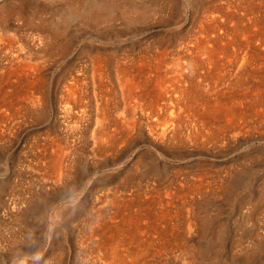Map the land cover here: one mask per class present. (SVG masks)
<instances>
[{
    "label": "rangeland",
    "instance_id": "rangeland-1",
    "mask_svg": "<svg viewBox=\"0 0 264 264\" xmlns=\"http://www.w3.org/2000/svg\"><path fill=\"white\" fill-rule=\"evenodd\" d=\"M223 2L264 35V0H0V264H264V47L182 45Z\"/></svg>",
    "mask_w": 264,
    "mask_h": 264
},
{
    "label": "bare ground",
    "instance_id": "bare-ground-1",
    "mask_svg": "<svg viewBox=\"0 0 264 264\" xmlns=\"http://www.w3.org/2000/svg\"><path fill=\"white\" fill-rule=\"evenodd\" d=\"M83 1V0H82ZM116 1V0H115ZM124 1H126V0H124ZM238 1V0H237ZM76 2V1H75ZM119 2H120V0H119ZM227 2V1H226ZM241 2V1H240ZM92 3V2H91ZM114 3V2H113ZM112 2H110V1H105V2H103V5H95V6H93V8H91L90 9V11H87L85 14H83V12H82V14H83V18L84 19H89L88 21H90V20H93V22L94 21H111V19H113L112 17H113V15H115L114 14V11H113V9H114V5L115 4H113ZM247 3V2H246ZM249 3V2H248ZM81 4V3H80ZM122 4V3H121ZM136 4V3H135ZM144 4V3H143ZM242 4V3H241ZM137 5V4H136ZM136 5H132V4H128V5H124L123 7H122V14L124 15V16H126V17H135V15L137 16V19H138V17H141L142 18V16L145 14V11H142L141 10V8H139L138 6H136ZM240 5V4H239ZM251 5H253L252 3H251ZM16 6V5H15ZM114 6V7H113ZM234 6H235V4L233 5L232 3H229V4H227V7L226 6H224V2L223 3H219V4H214L213 5V7H212V9H210V8H206V7H203L204 9H203V11H204V13L205 12H208L207 10H210L209 11V13H206V14H204V15H202V14H200L201 15V17H200V23H199V27H198V30H197V32L194 34V35H192L191 36V38L189 39V41L186 43V44H182L183 46H185V49H191V50H197L199 53V56H200V54H205V55H207V56H209V57H207L208 59L209 58H213V57H215L214 56V53L215 52H217V51H220L221 49V51H225L226 52V50L227 49H232L233 47H239V48H243V47H249V48H251V47H253L255 44L256 45H258V46H262V47H264V35H263V33H259V31L257 32L256 30V25H255V27H254V29H255V31L254 30H251V33H250V31H249V29H244V30H242V28H241V30L243 31H240V29H239V25L242 23H240L239 25L238 24H235L233 21L234 20H236V17H235V15L234 14H231V10L230 9H233L234 8ZM238 7V6H237ZM201 8V7H200ZM242 8V7H241ZM76 9V8H75ZM227 9H228V11H227ZM239 9H240V7H239ZM238 9V10H239ZM144 10V9H143ZM148 10V9H147ZM201 10V9H200ZM259 10V9H258ZM13 12V11H12ZM151 12V11H150ZM75 13V12H74ZM79 14V13H78ZM133 14H135V15H133ZM197 14V13H196ZM9 15V14H8ZM199 15V16H200ZM66 16V15H65ZM35 17H37V16H35ZM242 17V16H241ZM124 18V17H123ZM240 20H241V18H239ZM239 20V21H240ZM260 20V19H259ZM259 20H257V21H259ZM82 21V20H81ZM125 21V20H124ZM254 21V20H253ZM128 22V21H127ZM232 23L231 25V27L233 28V30H231V31H229V29H228V27H230L229 25H228V23ZM111 23V22H110ZM253 23V22H252ZM255 23H257V22H255ZM234 24V25H233ZM243 24V23H242ZM259 24V23H258ZM50 26V25H49ZM245 27H246V25H244ZM244 26H243V28H244ZM262 26V25H261ZM261 26L259 27V28H261ZM45 27V26H44ZM258 27V26H257ZM46 28H48V27H46ZM231 28V29H232ZM250 28V27H249ZM259 28H258V30H259ZM251 29V28H250ZM263 29V28H262ZM261 30V29H260ZM264 30V29H263ZM55 32V31H54ZM57 33V32H56ZM246 33H250V34H246ZM55 34V33H54ZM42 35V34H41ZM57 35V34H56ZM48 36V35H47ZM53 36V35H52ZM229 36H232V37H229ZM53 38V37H52ZM14 39V38H13ZM242 39V40H241ZM255 40V44L252 46V43H253V41ZM15 41V40H14ZM53 41V40H52ZM12 43H14L13 41H11ZM27 42V41H26ZM5 44V43H4ZM34 44V43H33ZM12 45V44H11ZM183 46H181V47H183ZM12 47V46H11ZM255 47V46H254ZM32 48V47H31ZM2 49V48H1ZM234 49H236V48H234ZM233 49V50H234ZM9 50V49H8ZM7 51V50H6ZM25 51V50H24ZM28 51V50H27ZM32 51V50H31ZM20 52H21V50H20ZM34 52V51H33ZM193 52V51H192ZM223 53V52H222ZM236 53V52H235ZM7 54H9V53H7ZM18 54V53H17ZM24 54V53H23ZM155 54H157V53H155ZM170 54V53H169ZM189 54V53H188ZM196 54H197V52H196ZM219 54H221V53H219ZM181 55V57H182V54H180ZM186 55V54H185ZM245 55V54H244ZM254 55V54H253ZM252 55V56H253ZM43 56V55H42ZM102 56V55H101ZM184 56V55H183ZM196 56V55H195ZM230 56V55H229ZM251 56V57H252ZM4 57V56H3ZM94 57V56H93ZM168 57V56H167ZM172 57V56H171ZM191 57V56H190ZM196 57H198V56H196ZM14 58V57H13ZM24 58V57H23ZM98 58V57H97ZM124 58V57H123ZM193 58V57H192ZM205 58V57H204ZM206 58V59H207ZM216 58V57H215ZM173 59V58H172ZM195 59H197V58H195ZM217 59H219V58H216V60ZM226 59V58H225ZM255 59V58H254ZM24 60V59H23ZM102 60V59H101ZM106 60V59H105ZM168 60V59H167ZM178 60H179V58H178ZM177 60V61H178ZM231 60V59H230ZM244 60V59H243ZM96 61V60H95ZM104 61V60H103ZM124 61V60H123ZM133 61H135V60H133ZM170 61V60H169ZM179 61H181V60H179ZM186 61V60H185ZM191 61V60H190ZM218 61V60H217ZM233 61H234V59H233ZM188 62V61H187ZM95 63H97V64H95L96 66H94V68H93V77H95L96 75L97 76H99V78L100 79H102V75H103V73H102V64H101V62H100V60H97V62H95ZM122 63V62H121ZM133 63H135V62H133ZM146 63H148L149 64V62H146ZM151 63V62H150ZM178 63V62H177ZM181 63V62H180ZM234 63V62H233ZM172 65H174L173 63H171ZM185 64V63H184ZM203 64V63H202ZM107 65V64H106ZM132 65V64H131ZM130 65V66H131ZM136 65V64H135ZM221 66H222V64H220ZM19 66V65H18ZM113 66V65H112ZM146 66V65H145ZM199 66H201V65H199ZM210 66V65H209ZM224 66V65H223ZM237 66V65H236ZM144 67V66H143ZM165 67V66H164ZM170 67V66H169ZM180 67V66H179ZM182 67V66H181ZM195 67V66H194ZM207 67V66H206ZM233 67V66H232ZM9 68V67H8ZM127 68V67H126ZM138 68V67H137ZM145 68V67H144ZM171 68H172V66H171ZM174 68V67H173ZM184 68V67H183ZM262 68V67H261ZM115 69V68H114ZM120 69H121V67H120ZM124 69V68H123ZM129 69H131V68H129ZM140 69V68H139ZM199 69H200V67H199ZM202 69V68H201ZM84 70V69H83ZM108 70V69H107ZM146 70V69H145ZM179 70V69H178ZM177 70V71H178ZM251 70V69H250ZM128 71H130V70H128ZM127 71V72H128ZM137 71V70H136ZM188 71V70H187ZM195 71H196V69H195ZM83 72V71H82ZM108 72V71H107ZM121 72V71H120ZM140 72H141V70H140ZM190 72V71H189ZM194 72V71H193ZM6 73V72H5ZM4 73V74H5ZM8 73V72H7ZM13 73V72H12ZM130 73V72H129ZM164 73V72H163ZM176 73V72H175ZM72 74V73H71ZM131 74V73H130ZM133 74V73H132ZM137 74H139V73H137ZM200 74V73H199ZM7 75V74H6ZM80 75V74H79ZM124 75V74H123ZM127 75H129V74H127ZM126 75V76H127ZM239 75V74H238ZM75 76V75H74ZM105 76V75H104ZM132 76V75H131ZM160 76V75H159ZM190 76V75H189ZM240 76V75H239ZM128 77V76H127ZM166 77V76H165ZM196 77V76H195ZM11 78V77H10ZM21 78V77H20ZM98 78V79H99ZM124 78V77H123ZM122 78V79H123ZM133 78V77H132ZM164 78V77H163ZM31 79V78H30ZM37 79V78H36ZM164 79H166V78H164ZM237 79V78H236ZM17 80V79H16ZM28 80H29V78H28ZM71 80V79H70ZM82 80V79H81ZM94 80V79H93ZM138 80V79H137ZM148 80V79H147ZM160 80V79H159ZM191 80V79H190ZM242 80V79H241ZM18 81H20V79L18 80ZM99 81H101V80H99ZM127 81V80H126ZM166 81V80H165ZM170 81V80H169ZM22 82V81H21ZM96 82V81H95ZM108 82V81H107ZM120 82V81H119ZM153 82V81H152ZM160 82V81H159ZM158 82V83H159ZM236 82V81H235ZM7 83V82H6ZM37 83V82H36ZM79 83H81L80 82V77L77 75L76 77H73L72 78V83H71V85L72 86H69V89H68V91L70 90V92H71V94H73L74 95V97L76 98V96H79L78 97V99H77V101H79V103L78 104H81V102H82V97L81 96H83L81 93H83V92H81V88H80V84ZM103 83V82H102ZM122 83V82H121ZM121 83H119L120 85H121ZM127 83V82H126ZM167 83V82H166ZM176 83V82H175ZM189 83V82H188ZM10 84V83H9ZM18 84V83H17ZM16 84V85H17ZM34 84V83H33ZM32 84V85H33ZM93 84V83H92ZM104 84V83H103ZM128 84H131L130 86H128V88H129V90H128V93H129V95L131 94V95H134V94H132L133 93V91H132V87H134V85H133V83H132V79H128ZM241 84V83H240ZM35 85V84H34ZM33 85V86H34ZM37 85V84H36ZM35 85V86H36ZM148 85V84H147ZM162 85V84H161ZM184 85V84H183ZM11 86V85H10ZM34 86V87H35ZM106 86V85H105ZM108 86V85H107ZM121 86H123V85H121ZM142 86H144V85H142ZM158 86H160V85H158ZM166 86V85H165ZM187 86V85H186ZM92 87V86H91ZM101 87V86H100ZM146 87V86H145ZM167 87V86H166ZM239 87V86H238ZM94 88V87H93ZM123 88V87H122ZM147 88H148V86H147ZM151 88V87H150ZM159 88V87H158ZM161 88V87H160ZM85 89V88H84ZM100 89V88H99ZM121 89V88H120ZM124 89V88H123ZM166 89V88H165ZM172 89V88H171ZM182 89H183V87H182ZM191 89H192V87H191ZM105 90V89H104ZM108 90V89H107ZM107 90H105V91H107ZM141 90V89H140ZM143 90V89H142ZM163 90V89H162ZM162 90H161V92H162ZM115 91V90H114ZM170 91V90H169ZM189 91H191V90H189ZM195 91V90H194ZM215 91V90H214ZM110 92V91H109ZM139 92V91H138ZM144 92V91H143ZM158 92V91H157ZM165 91H163V93H164ZM178 92V91H177ZM199 92V91H198ZM147 93V92H146ZM11 94V93H10ZM66 94H67V92H66ZM98 94V93H97ZM102 94V93H101ZM136 94V93H135ZM139 94H140V92H139ZM142 94V93H141ZM140 94V95H141ZM64 95V94H63ZM87 95V94H86ZM160 95H161V93H160ZM164 95V94H163ZM166 95V94H165ZM187 95V94H186ZM185 95V96H186ZM195 95V94H194ZM243 95V94H242ZM116 96V95H115ZM125 96H127V95H125ZM124 96V97H125ZM168 96V95H167ZM182 96H184V94L182 95ZM240 96V95H239ZM66 97V96H65ZM96 97V96H95ZM100 97V96H99ZM128 97V96H127ZM138 97V96H137ZM136 97V98H137ZM161 97V96H160ZM162 97H164V96H162ZM90 98V97H89ZM92 98V97H91ZM130 98H132L131 96H130ZM151 98V97H150ZM155 98V97H154ZM172 98V97H171ZM260 98V97H259ZM85 99V98H84ZM138 99V98H137ZM147 99V98H146ZM156 99V98H155ZM166 99V98H165ZM9 100V99H8ZM124 100H126V99H124ZM128 100V99H127ZM148 100V99H147ZM159 100V99H158ZM162 100H163V98H162ZM206 100V99H205ZM261 100V99H260ZM87 101V100H86ZM123 101V100H122ZM135 101V100H134ZM174 101V100H173ZM187 101V100H186ZM208 101V100H207ZM72 102V101H71ZM125 102V101H124ZM126 102H128V101H126ZM164 103V102H163ZM184 103V102H183ZM67 104V103H66ZM101 104V103H100ZM109 104V103H108ZM118 104V103H117ZM127 104V103H126ZM156 103H154V105H155ZM160 104V103H159ZM166 104V103H165ZM187 104V103H186ZM262 104V103H261ZM102 105V104H101ZM110 105V104H109ZM128 105H130V103H128ZM170 105V104H169ZM207 105V104H206ZM236 105V104H235ZM78 106V105H77ZM86 106V105H85ZM148 106V105H147ZM150 106V105H149ZM190 106H191V104H190ZM102 107H103V105H102ZM105 107V106H104ZM131 107V106H130ZM137 107V106H136ZM172 107V106H171ZM170 107V108H171ZM185 107V106H184ZM196 107H198V106H196ZM233 107V106H232ZM77 108V107H76ZM79 108V107H78ZM81 108V107H80ZM117 108V107H116ZM155 108V107H154ZM167 105H165V108L163 107V109H170ZM191 108V107H190ZM72 109V108H71ZM100 109H101V107H100ZM107 109H108V107H107ZM182 109H183V107H182ZM189 109V108H188ZM202 109V108H201ZM74 110V109H73ZM130 110V109H129ZM137 110H138V107H137ZM136 110V111H137ZM161 110H162V108H161ZM194 110V109H193ZM204 110V109H203ZM8 111H9V109H8ZM7 111V112H8ZM13 111V110H12ZM95 111V110H94ZM100 111V110H99ZM108 111V110H107ZM158 111H159V109H158ZM165 111H168V110H165ZM211 111V110H210ZM5 112H6V110H5ZM72 112V111H71ZM79 112V111H78ZM81 112V111H80ZM83 112V111H82ZM102 114H101V116L103 117H101L100 119H98L97 118V120H96V132L98 133V134H101V135H107V134H109L110 135V133H107L108 131H110V127L113 125V124H107V123H105V125H104V122L106 121V119H107V114L108 113H106L105 112V109H103L102 111ZM127 112H129V111H127ZM154 112V111H153ZM205 112V111H204ZM75 113V112H74ZM96 113H97V110H96ZM99 114H100V112H98ZM194 113V112H193ZM73 114V113H72ZM136 114V113H135ZM195 114V113H194ZM202 114V113H201ZM200 114V115H201ZM209 114V113H208ZM79 115V114H78ZM165 115V114H164ZM172 115V114H171ZM197 115H199V114H197ZM200 115H199V119H201L200 118ZM205 115H207V114H205ZM209 115H211V114H209ZM176 116V115H175ZM203 116V115H202ZM241 116V115H240ZM87 117V116H86ZM163 117V116H162ZM174 117V116H173ZM207 117V116H206ZM216 117V116H215ZM81 118V117H80ZM167 123H169V124H172V126H175V123L174 122H177V121H175V120H173L172 119V116H168L167 115ZM197 118V119H198ZM203 118H205V117H203ZM202 118V119H203ZM214 118V117H213ZM72 119H74V118H72ZM123 119V118H122ZM187 119H188V117H187ZM201 119V120H202ZM206 119V118H205ZM200 120V121H201ZM179 121V120H178ZM202 121H204V120H202ZM124 123H127L128 124V118L127 119H125L124 121H123ZM209 122V121H208ZM208 122H206L207 124H208ZM197 123V122H196ZM162 125H163V121H162V123H161ZM203 124V123H202ZM201 124V125H202ZM119 125V123L117 122L116 124H115V126H118ZM186 125H188V123L186 124ZM209 125V124H208ZM207 125V126H208ZM124 126V125H123ZM206 126V127H207ZM151 127H152V125H151ZM166 127H167V125H166ZM169 127H170V125H169ZM162 128V127H161ZM203 128V127H202ZM160 129V128H159ZM192 129V128H191ZM207 129V128H206ZM125 130V129H124ZM169 130V129H168ZM175 130V129H174ZM198 130V129H197ZM205 130V129H204ZM152 131V130H151ZM172 132V130H169L168 132ZM199 131V130H198ZM208 131V130H207ZM117 132V131H116ZM157 132V131H156ZM201 132V131H200ZM212 132V131H211ZM125 133V132H124ZM155 133V132H154ZM174 133V132H173ZM197 133V132H196ZM206 133V132H205ZM116 134V133H115ZM158 134V133H157ZM166 134H167V129L164 127V128H162L161 130H160V133H159V135H161V136H166ZM193 134H195V133H193ZM175 135V134H174ZM179 135H181V134H179ZM178 135V136H179ZM192 135V134H191ZM201 135V134H200ZM113 135H110V137H112ZM194 136V135H193ZM204 136V135H203ZM214 136V135H213ZM212 136V137H213ZM177 137V136H176ZM210 137V136H209ZM96 138V137H95ZM100 138V137H99ZM192 138V137H191ZM197 138V137H196ZM205 139V138H204ZM204 141V140H203ZM97 152V151H96ZM100 152V151H99ZM53 161V160H52ZM49 162H51V161H49ZM59 162V161H58ZM52 163V162H51ZM55 163V162H54ZM53 163V165L55 166H59V164L56 162V164H54ZM64 167V166H63ZM52 168V167H51ZM54 169V168H53ZM70 169V168H69ZM50 170V169H49ZM57 170H59L58 168H57ZM51 171V170H50ZM57 175V174H56ZM62 178V177H61ZM132 204V203H131ZM131 208V207H130ZM125 210H127V208L125 209ZM129 213H130V211H129ZM148 216V215H147ZM125 217V216H124ZM139 217V216H138ZM142 217H144V216H142ZM151 218V217H150ZM138 222H139V220H137ZM150 222V221H149ZM108 225V224H107ZM106 226V225H105ZM134 227V226H133ZM101 229V228H100ZM160 229V228H159ZM158 229V230H159ZM162 229V228H161ZM142 230V229H141ZM156 230V229H155ZM148 231V230H147ZM157 231V230H156ZM158 232V231H157ZM162 232V231H161ZM128 233V232H127ZM112 234V233H111ZM160 234V233H159ZM161 235V234H160ZM105 236V235H104ZM113 236V235H112ZM111 236V237H112ZM115 236V235H114ZM146 236V235H145ZM103 237V236H102ZM140 237V236H139ZM139 239V238H138ZM150 239V238H149ZM164 241H165V239H164ZM105 242H106V240H105ZM142 242V241H141ZM84 243V242H83ZM144 243V242H143ZM106 245V244H105ZM104 245V246H105ZM145 245V244H144ZM114 247V246H113ZM139 247V249L141 248L140 246H138ZM104 248V247H103ZM111 249V248H110ZM112 250V249H111ZM149 250V249H148ZM106 252H108V251H106ZM110 252V251H109ZM122 252V251H121ZM126 252V251H125ZM112 254H113V263H120L119 261H125V258H124V256H122V255H120L119 254V252H117V250L116 249H114L113 250V252H111ZM38 255V254H37ZM147 255V254H146ZM122 256V257H121ZM119 257H121V259L119 258ZM112 258V257H111ZM114 259H115V261H114ZM140 259V258H139ZM104 260V259H103ZM136 262H138V261H136ZM135 262V263H136ZM107 263V262H106Z\"/></svg>",
    "mask_w": 264,
    "mask_h": 264
}]
</instances>
